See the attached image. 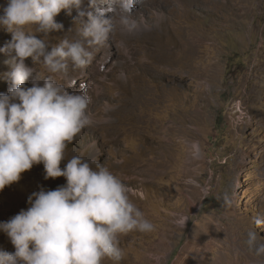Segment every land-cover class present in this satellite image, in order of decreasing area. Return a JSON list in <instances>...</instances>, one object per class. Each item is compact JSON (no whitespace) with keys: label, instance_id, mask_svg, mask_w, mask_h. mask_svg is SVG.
<instances>
[{"label":"rangeland","instance_id":"374dc122","mask_svg":"<svg viewBox=\"0 0 264 264\" xmlns=\"http://www.w3.org/2000/svg\"><path fill=\"white\" fill-rule=\"evenodd\" d=\"M6 5L0 0V14ZM82 8L109 20L90 62L69 64L63 76L33 67L90 98L93 123L65 159L107 167L154 225L119 237V264H264L246 243L254 232L264 244V0H84ZM55 20L63 28L44 37L50 45L82 39L75 9ZM10 39L0 29V47ZM5 59L0 53V93ZM21 177L33 192L66 183L45 180L43 164ZM24 197L17 213L29 206ZM0 249L13 251L3 242Z\"/></svg>","mask_w":264,"mask_h":264},{"label":"clouds","instance_id":"9594fccd","mask_svg":"<svg viewBox=\"0 0 264 264\" xmlns=\"http://www.w3.org/2000/svg\"><path fill=\"white\" fill-rule=\"evenodd\" d=\"M83 3L7 0L0 14V29L11 34L0 47L10 69L7 92L0 93V191L37 164H43L45 180L61 176L66 180L55 190L41 187L32 192L27 209L0 221V232L14 247L12 252L0 249V264H102L105 259L119 264L124 256L120 236L154 230L120 177L81 156L65 159L67 145L93 123L90 98L49 77H38L33 67L41 64L48 73L63 76L69 64L81 69L90 62V48L102 44L110 28L101 12L86 11ZM88 3L94 6L95 0ZM62 9L76 10L82 39L53 46L44 37L63 28L55 20ZM29 57L32 66L25 63ZM246 243L256 254H264V244H257L254 232ZM154 259L158 264L159 258Z\"/></svg>","mask_w":264,"mask_h":264},{"label":"bare ground","instance_id":"6f19581e","mask_svg":"<svg viewBox=\"0 0 264 264\" xmlns=\"http://www.w3.org/2000/svg\"><path fill=\"white\" fill-rule=\"evenodd\" d=\"M22 177L18 182H14L10 186H6L2 191H0V197H4V201L7 204V211L4 212L2 217L0 216V221H6L13 215L17 214V210L20 206V204H18L19 200L17 199V197L21 196L22 194L25 195L22 203H27L28 196L33 192L32 190H30V188L26 187L33 185L30 184L29 180ZM0 242L11 245V248L14 251L13 245L10 243V240L3 232H0Z\"/></svg>","mask_w":264,"mask_h":264}]
</instances>
